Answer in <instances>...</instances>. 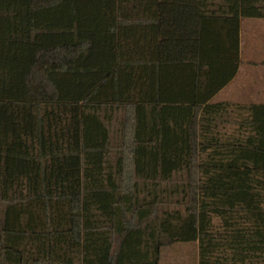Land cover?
Wrapping results in <instances>:
<instances>
[{
    "label": "trees",
    "instance_id": "obj_1",
    "mask_svg": "<svg viewBox=\"0 0 264 264\" xmlns=\"http://www.w3.org/2000/svg\"><path fill=\"white\" fill-rule=\"evenodd\" d=\"M136 1L0 0V264H163L175 246L264 264V102L217 113L138 86L140 45L171 65L203 22L264 20V0H155L150 43L122 29Z\"/></svg>",
    "mask_w": 264,
    "mask_h": 264
},
{
    "label": "crops",
    "instance_id": "obj_2",
    "mask_svg": "<svg viewBox=\"0 0 264 264\" xmlns=\"http://www.w3.org/2000/svg\"><path fill=\"white\" fill-rule=\"evenodd\" d=\"M136 2V7L130 8V3H128L127 7L122 9L121 20L125 22L122 29L130 34L138 33L146 42L152 38L158 40L157 3L155 0H137ZM126 20L129 26H126ZM134 20L139 22L138 25H135ZM203 27L205 33L197 40L196 48L194 34L191 36L192 40H187L186 54L179 57L182 61L186 60V63L177 58L171 65H153L154 68L150 69L152 63H157L158 60L157 57L152 56L151 50L154 46L150 49L142 44L146 42L141 43L142 45L138 47L141 55L138 75L140 99L151 101L160 97L169 100L163 103L188 105L193 101H203L204 96L211 95L208 102L220 104L217 113H244L243 107L264 102V98L259 101L261 93L264 95V90L255 93V96L252 92L248 95L250 90L243 93L242 84V79H245L246 88H250L251 85L264 88V83L262 85L260 83L264 77L259 78V75L253 72L252 67H246L245 70L243 67L244 37L249 42L246 55H249L248 61L251 64L259 63V60L254 57L259 54L264 55V20L244 21L240 18L236 26L230 16H225L224 19L217 21H205ZM252 40H254L253 43ZM255 40L261 43H255ZM199 44H202L201 47ZM188 48L202 51L205 68L199 81H196L195 67L188 63V60H196L188 53ZM255 99L256 102H254ZM172 257L173 255L170 256ZM178 258L182 259L186 256L175 257V260L179 261ZM169 262L174 261L169 260Z\"/></svg>",
    "mask_w": 264,
    "mask_h": 264
},
{
    "label": "rangeland",
    "instance_id": "obj_3",
    "mask_svg": "<svg viewBox=\"0 0 264 264\" xmlns=\"http://www.w3.org/2000/svg\"><path fill=\"white\" fill-rule=\"evenodd\" d=\"M244 21H250L249 19H244ZM254 40H252L253 43ZM259 40H255V43H261ZM252 45V44H251ZM249 46V42L245 40L244 37V60H243V67L244 70L246 67H252L253 68V72L257 75H259V78H263L264 77V62H262L264 60V55L263 54H259L257 55V57H254V59H258L259 63H254L251 64L249 60V55L246 53H248V49L247 47ZM246 55V57H245ZM245 72V71H244ZM259 82V81H258ZM256 83V82H255ZM261 85L264 83V80L260 82ZM242 84H243V93L246 92V90H250L248 95L252 92L253 95L255 96V93H259L261 90L263 92L264 88L262 87H253V85L250 86V88H246V80L242 79ZM264 95L263 93H261V99H259V101L263 100ZM254 102H256V99L254 100ZM193 250L190 249V247L187 246H175L173 249L168 248L165 252V254L163 255V264H177L176 262H179L180 264H194V260L193 258H191V256H189L188 254H191ZM172 258H170V256H172ZM182 255H185L186 258H178L180 259L179 261L175 260V257H181ZM190 259V260H189ZM169 260H173L174 262H169Z\"/></svg>",
    "mask_w": 264,
    "mask_h": 264
}]
</instances>
